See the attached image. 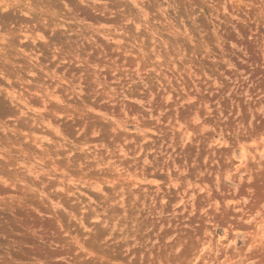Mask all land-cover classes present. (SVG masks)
<instances>
[{
	"label": "clouds",
	"instance_id": "clouds-1",
	"mask_svg": "<svg viewBox=\"0 0 264 264\" xmlns=\"http://www.w3.org/2000/svg\"><path fill=\"white\" fill-rule=\"evenodd\" d=\"M4 211L0 264H264V0H0Z\"/></svg>",
	"mask_w": 264,
	"mask_h": 264
},
{
	"label": "rangeland",
	"instance_id": "rangeland-1",
	"mask_svg": "<svg viewBox=\"0 0 264 264\" xmlns=\"http://www.w3.org/2000/svg\"><path fill=\"white\" fill-rule=\"evenodd\" d=\"M4 20H11L13 17L9 14L3 17ZM23 217L21 214H9L8 211L0 212V234H7L9 238L21 231ZM6 240H0V244L6 243Z\"/></svg>",
	"mask_w": 264,
	"mask_h": 264
}]
</instances>
